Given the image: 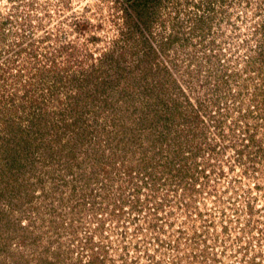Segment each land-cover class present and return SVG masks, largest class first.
<instances>
[{"label":"rangeland","instance_id":"rangeland-1","mask_svg":"<svg viewBox=\"0 0 264 264\" xmlns=\"http://www.w3.org/2000/svg\"><path fill=\"white\" fill-rule=\"evenodd\" d=\"M128 6L0 0V264H264V0Z\"/></svg>","mask_w":264,"mask_h":264},{"label":"trees","instance_id":"trees-1","mask_svg":"<svg viewBox=\"0 0 264 264\" xmlns=\"http://www.w3.org/2000/svg\"><path fill=\"white\" fill-rule=\"evenodd\" d=\"M125 2H127L128 3V7H131V9H132V11L134 12V14H136L137 16H139V17H143L144 16V12H145V10H146V4H147V2H148V0H124ZM127 14V12L125 11V15ZM130 18V17H129ZM132 20V19H131ZM127 92V91H126ZM64 104V103H63ZM73 105V104H72ZM66 107H67V113H68V118H70V117H72V114H73V106H71L70 107V102H69V104L68 105H65ZM174 110L177 112L178 111V108H177V110L175 109V105H174ZM178 115V114H177ZM147 116H149L148 117V121L150 120V119H154V116L152 115V116H150V115H147ZM174 116V115H173ZM61 117V116H60ZM142 122L141 123H146V120H144V119H140ZM69 121H71V120H69ZM41 123V122H40ZM71 123H73V122H71ZM151 123V122H150ZM197 124V123H199V117L196 115L195 116V118L193 119V122L192 123H190V124H187V126L189 127L188 128V130L191 128V126L193 125V124ZM156 124V120L155 121H153L152 122V124L151 125H155ZM196 124H195V128H196ZM37 125V123L35 124V126ZM72 124H69V126H71ZM95 125V126H94ZM93 125V128H95V130H92V133H100V134H102V135H104L103 137H105L104 139H105V141L106 142H104L103 143V145L105 144V145H107V146H109V147H112V148H118V147H120V143H118V147H117V144L115 143V142H113V143H111V142H109V140H108V138L106 137V135H108L109 133H108V131H106V129L105 128H103V127H101L99 124H94ZM111 125H113V126H117L118 124H116L114 121H112L111 122ZM67 127V124H62V128H66ZM92 128V129H93ZM119 128H120V126H119ZM124 129H126V130H128V129H131V127L129 128V127H126V126H124ZM104 131V133H103V131ZM97 131H100V132H97ZM129 131V130H128ZM107 143V144H106ZM115 143V144H114ZM0 149H1V147H0ZM1 154L3 155V152H1ZM3 159H5V157L3 156L2 158H0V161H3ZM0 178H1V176H0ZM4 186L5 185H3L1 188H3L4 189ZM3 191V190H2ZM91 264H97V261L96 260H92L91 261Z\"/></svg>","mask_w":264,"mask_h":264}]
</instances>
